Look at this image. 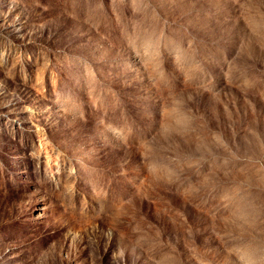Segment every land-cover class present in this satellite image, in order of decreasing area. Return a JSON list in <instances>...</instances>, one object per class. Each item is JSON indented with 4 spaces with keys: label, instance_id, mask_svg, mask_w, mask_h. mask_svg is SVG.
I'll return each instance as SVG.
<instances>
[{
    "label": "rangeland",
    "instance_id": "obj_1",
    "mask_svg": "<svg viewBox=\"0 0 264 264\" xmlns=\"http://www.w3.org/2000/svg\"><path fill=\"white\" fill-rule=\"evenodd\" d=\"M0 264H264V0H0Z\"/></svg>",
    "mask_w": 264,
    "mask_h": 264
}]
</instances>
